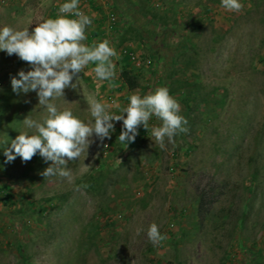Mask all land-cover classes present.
<instances>
[{"label": "rangeland", "instance_id": "1", "mask_svg": "<svg viewBox=\"0 0 264 264\" xmlns=\"http://www.w3.org/2000/svg\"><path fill=\"white\" fill-rule=\"evenodd\" d=\"M64 2L0 0V28L31 32ZM240 2L232 12L221 0H79L92 18L85 43L110 42L116 78L98 80L90 64L81 89H65L68 103L58 106L87 122L88 96L119 115L131 94L167 87L189 132L161 150L152 117L126 145L123 122L113 121L110 139L93 135L86 158L69 162L70 180L41 175L51 162L39 154L6 162L10 141L31 134L22 121L43 109L36 92L12 90L11 78L31 66L0 51V143L8 140L0 145V264H264V0ZM126 52L135 90L117 84ZM5 186L11 207L1 202ZM199 189L219 195L206 218ZM152 223L167 237L155 247Z\"/></svg>", "mask_w": 264, "mask_h": 264}, {"label": "clouds", "instance_id": "2", "mask_svg": "<svg viewBox=\"0 0 264 264\" xmlns=\"http://www.w3.org/2000/svg\"><path fill=\"white\" fill-rule=\"evenodd\" d=\"M221 4L232 12H240L244 7L240 0H221ZM91 25L92 18L80 10L79 0H68L58 6L56 18L42 19L31 32L28 27L17 29L5 25L0 28V51L9 56L16 55L31 66L27 72L20 70L19 78H11L13 92H36L38 106L43 109L40 119L29 115L22 121L31 134L22 131L10 141V147L4 148L6 162L20 157L27 163L39 154L46 163L51 162L41 175L70 180L69 162L79 160L81 156L86 158L88 148L94 142L91 139L93 135L101 142L105 138L110 139L114 131L113 121L123 122L118 139L126 145L135 141L139 126L149 130L152 117L160 124L151 128V140L161 150L166 148V141L174 144L177 135L189 132L186 127L188 121L181 114V105L170 95L167 87H157L143 96L138 91L131 94L126 106L116 105L119 115L111 111L112 104L88 96L91 119L87 122L75 116L70 109L58 106L57 101L68 103L64 98L65 89H81L79 74L90 64L95 65L91 71L98 80L111 82L116 78L113 58L119 59V55L110 42L85 43L87 29ZM109 87L115 85L110 83ZM7 143L6 139L0 145ZM142 231V228H137L136 234ZM146 235L154 247L167 238L156 223L149 225Z\"/></svg>", "mask_w": 264, "mask_h": 264}, {"label": "trees", "instance_id": "3", "mask_svg": "<svg viewBox=\"0 0 264 264\" xmlns=\"http://www.w3.org/2000/svg\"><path fill=\"white\" fill-rule=\"evenodd\" d=\"M126 51V50H125ZM124 53V52H123ZM130 53V52H128ZM130 54H123V68L119 81L117 84L123 83L127 86L129 90H135L138 88V77L132 73ZM251 190V188H250ZM252 191V190H251ZM198 212L206 218L210 215L214 205L219 200V195H214L211 192H206L205 190H198ZM1 202L4 206L11 207L13 205V195L10 194V188L5 186L2 189ZM21 251V247H19Z\"/></svg>", "mask_w": 264, "mask_h": 264}, {"label": "built area", "instance_id": "4", "mask_svg": "<svg viewBox=\"0 0 264 264\" xmlns=\"http://www.w3.org/2000/svg\"><path fill=\"white\" fill-rule=\"evenodd\" d=\"M126 54H130V56H131V58H132V54H131V53L126 52Z\"/></svg>", "mask_w": 264, "mask_h": 264}, {"label": "crops", "instance_id": "5", "mask_svg": "<svg viewBox=\"0 0 264 264\" xmlns=\"http://www.w3.org/2000/svg\"><path fill=\"white\" fill-rule=\"evenodd\" d=\"M16 1V0H15Z\"/></svg>", "mask_w": 264, "mask_h": 264}]
</instances>
